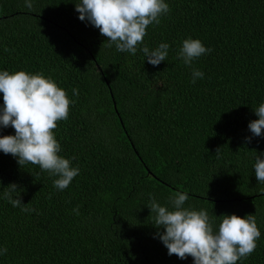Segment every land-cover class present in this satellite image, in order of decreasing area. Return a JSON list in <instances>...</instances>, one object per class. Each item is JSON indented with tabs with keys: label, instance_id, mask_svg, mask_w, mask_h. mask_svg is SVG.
<instances>
[{
	"label": "trees",
	"instance_id": "obj_1",
	"mask_svg": "<svg viewBox=\"0 0 264 264\" xmlns=\"http://www.w3.org/2000/svg\"><path fill=\"white\" fill-rule=\"evenodd\" d=\"M78 2L31 0L29 10L0 0V71L42 73L66 91L74 103L53 131L59 155L80 170L57 191L56 177L0 152V264H193L167 254L148 208L155 198L171 209L177 191L214 228L225 214L255 215L257 248L237 264H264V185L254 172L264 135L246 140L264 103V0H165L169 13L140 46L169 44L158 66L107 47L79 20ZM187 38L212 49L190 67L177 58ZM193 69L204 73L194 84ZM7 135L14 129H0ZM13 183L34 212L2 198Z\"/></svg>",
	"mask_w": 264,
	"mask_h": 264
},
{
	"label": "clouds",
	"instance_id": "obj_2",
	"mask_svg": "<svg viewBox=\"0 0 264 264\" xmlns=\"http://www.w3.org/2000/svg\"><path fill=\"white\" fill-rule=\"evenodd\" d=\"M25 6L32 10L31 0H25ZM75 11L80 21H87L107 38V47L114 45L117 52L132 55L139 50L153 66L166 60L169 44L161 43L152 50L146 45L140 47L147 28L153 24L158 26L161 17L169 13L165 0H79L75 3ZM211 51L199 39L187 38L182 41L177 58L190 67L193 61ZM203 78L202 71L193 69L191 83ZM78 91L72 89L73 95H78ZM0 93L4 102L0 107V129L11 127L15 131V135L0 137V152L10 154L21 168L28 164L39 166L48 176L56 177L53 186L57 191L67 189L80 170L59 155L61 146L53 130L58 121L68 119L70 104L74 101L50 77L25 71L11 74L0 71ZM253 111L258 119L248 124L252 134L246 138L248 143L264 135V103ZM216 156H219V149ZM254 172L257 182L264 185V158L260 155L256 157ZM21 191L23 189L17 184H10L2 191V198L22 212H34L30 203H22ZM188 198L187 193L177 191L169 198L171 209L161 206L155 198H151L148 205L154 214L153 226L163 229V232L157 231L156 236L169 256L175 255L181 260L192 257L193 264H237L255 251L261 236L255 215L241 218L225 214L219 217L218 227L214 228L206 210L184 207ZM73 212L79 215V208H74ZM6 253V248H0V255Z\"/></svg>",
	"mask_w": 264,
	"mask_h": 264
}]
</instances>
